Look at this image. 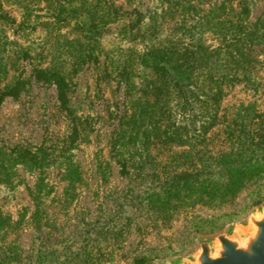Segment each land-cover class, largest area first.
I'll return each instance as SVG.
<instances>
[{
  "label": "rangeland",
  "instance_id": "obj_1",
  "mask_svg": "<svg viewBox=\"0 0 264 264\" xmlns=\"http://www.w3.org/2000/svg\"><path fill=\"white\" fill-rule=\"evenodd\" d=\"M19 80L0 264H159L264 204V0H0V95Z\"/></svg>",
  "mask_w": 264,
  "mask_h": 264
},
{
  "label": "water",
  "instance_id": "obj_2",
  "mask_svg": "<svg viewBox=\"0 0 264 264\" xmlns=\"http://www.w3.org/2000/svg\"><path fill=\"white\" fill-rule=\"evenodd\" d=\"M159 264H264V204L252 210L237 228L199 238L192 255Z\"/></svg>",
  "mask_w": 264,
  "mask_h": 264
},
{
  "label": "trees",
  "instance_id": "obj_3",
  "mask_svg": "<svg viewBox=\"0 0 264 264\" xmlns=\"http://www.w3.org/2000/svg\"><path fill=\"white\" fill-rule=\"evenodd\" d=\"M33 75L37 82H45L56 86L58 91V100L61 107L69 113L72 112L69 106L68 98L69 84L62 75L57 73H49L44 70H37L34 72ZM26 86V81L19 80L17 84L12 87L9 91L3 92L0 95V107L7 98L18 99L20 97L21 92L24 91ZM75 133L77 134V130L75 131Z\"/></svg>",
  "mask_w": 264,
  "mask_h": 264
}]
</instances>
